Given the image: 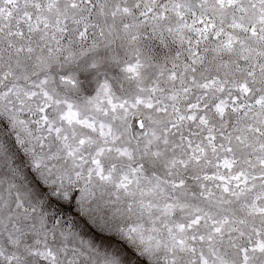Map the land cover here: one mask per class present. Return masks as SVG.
I'll return each mask as SVG.
<instances>
[{
    "label": "snow or ice",
    "instance_id": "1",
    "mask_svg": "<svg viewBox=\"0 0 264 264\" xmlns=\"http://www.w3.org/2000/svg\"><path fill=\"white\" fill-rule=\"evenodd\" d=\"M0 264H264V0H0Z\"/></svg>",
    "mask_w": 264,
    "mask_h": 264
}]
</instances>
